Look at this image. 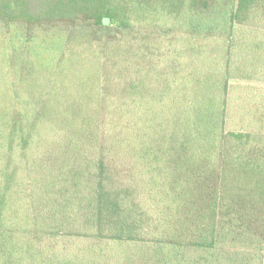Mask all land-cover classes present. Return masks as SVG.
<instances>
[{"label":"trees","instance_id":"obj_1","mask_svg":"<svg viewBox=\"0 0 264 264\" xmlns=\"http://www.w3.org/2000/svg\"><path fill=\"white\" fill-rule=\"evenodd\" d=\"M4 73L0 264H264V0H0Z\"/></svg>","mask_w":264,"mask_h":264},{"label":"rangeland","instance_id":"obj_2","mask_svg":"<svg viewBox=\"0 0 264 264\" xmlns=\"http://www.w3.org/2000/svg\"><path fill=\"white\" fill-rule=\"evenodd\" d=\"M47 30H51L53 26L45 25L43 26ZM55 28H58L59 31L63 33H73L76 31V28L71 25H65V24H59L55 26ZM57 31V30H56ZM18 61L15 65V69L12 72V76L15 78L16 81V89L19 92V95L21 99L23 100V103H30L32 100L37 99L39 97H42L45 95L44 91L46 88L48 89L49 86L48 84V73H45L43 71L35 69L34 64H30V61L25 59L24 57L21 58V56L17 57ZM16 58V59H17ZM63 73V78L65 79L66 75L68 74L67 70L63 68L62 70ZM76 72L74 70L70 71V75L73 76L75 75ZM1 81H0V86H1V97H6L9 88H8V83H7V78L6 74H1ZM244 83V82H243ZM246 83V82H245ZM247 87H255V88H263L262 83L259 82V84H256V82H250L249 84H243ZM252 87L251 88H246L245 89V95H248V92L250 90V94L252 92ZM67 87L63 83H59L57 85L56 90L51 93V98L54 99L55 103H62L64 100V97L67 94ZM0 97V98H1ZM54 115L57 116L56 112L54 111Z\"/></svg>","mask_w":264,"mask_h":264}]
</instances>
